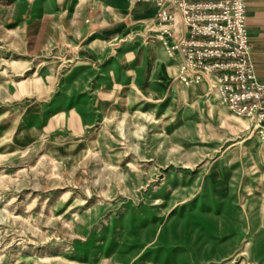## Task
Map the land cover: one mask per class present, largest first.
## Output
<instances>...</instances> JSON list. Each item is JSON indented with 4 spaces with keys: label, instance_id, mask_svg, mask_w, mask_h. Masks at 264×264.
Listing matches in <instances>:
<instances>
[{
    "label": "rangeland",
    "instance_id": "1",
    "mask_svg": "<svg viewBox=\"0 0 264 264\" xmlns=\"http://www.w3.org/2000/svg\"><path fill=\"white\" fill-rule=\"evenodd\" d=\"M153 14L0 0V264H264V130L215 81L180 80ZM110 60L122 78L96 84ZM209 190L216 239L182 208Z\"/></svg>",
    "mask_w": 264,
    "mask_h": 264
},
{
    "label": "built area",
    "instance_id": "2",
    "mask_svg": "<svg viewBox=\"0 0 264 264\" xmlns=\"http://www.w3.org/2000/svg\"><path fill=\"white\" fill-rule=\"evenodd\" d=\"M134 1L153 7V31L181 56L182 82L215 81L226 106L264 130V82L257 79L249 57L245 0Z\"/></svg>",
    "mask_w": 264,
    "mask_h": 264
},
{
    "label": "crops",
    "instance_id": "3",
    "mask_svg": "<svg viewBox=\"0 0 264 264\" xmlns=\"http://www.w3.org/2000/svg\"><path fill=\"white\" fill-rule=\"evenodd\" d=\"M245 26H246L247 34L249 36L250 47H251L250 55L256 75L258 79L264 81V0L245 1ZM80 68L81 67H79V65L73 66L65 73L64 78L68 79L72 76L74 77L75 75H77V72ZM122 74L123 73L121 67L119 68L118 64L115 61L110 60L105 64L104 68H102V73L100 74L101 76L95 79V80L99 79V82L98 81L95 82L96 84H105V82L110 78L112 79L122 78ZM213 190L204 192V195L201 198L191 200L188 204L186 203L185 205L182 206L184 214L185 213L187 214L188 221L190 220L191 222L190 227L194 230V235L199 238L202 237L207 239L219 238V236L216 235L217 233L213 231L212 227L207 226L206 222L202 221V217L206 218V215H204L205 212L214 209L213 204H215V192ZM211 195H214L213 196L214 198ZM236 196H237L236 193L234 194L232 193V195H230L231 197L230 203L232 204V206L233 205L236 206V203H234V201L236 200ZM209 200H211L212 204L209 203ZM146 217L144 216V214H141L140 217L137 216L136 219L137 224L138 225L140 224L142 226L145 223V221L148 219V216ZM170 224L171 223H168L167 226L170 227ZM160 229L161 231L158 234L160 236H163L165 228H160ZM185 246L180 245L175 248L167 249L168 252L165 255V257L172 258L173 253L174 254L177 252L184 253L186 252V250L189 253H193L192 247H188V246L185 247ZM160 249L161 247L157 246L155 248H152L148 252L150 255L156 257L161 255ZM190 255L194 256V254H190Z\"/></svg>",
    "mask_w": 264,
    "mask_h": 264
}]
</instances>
